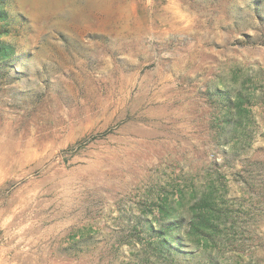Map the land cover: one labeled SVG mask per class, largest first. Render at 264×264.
Returning a JSON list of instances; mask_svg holds the SVG:
<instances>
[{
  "label": "rangeland",
  "instance_id": "374dc122",
  "mask_svg": "<svg viewBox=\"0 0 264 264\" xmlns=\"http://www.w3.org/2000/svg\"><path fill=\"white\" fill-rule=\"evenodd\" d=\"M0 8V264H264V0Z\"/></svg>",
  "mask_w": 264,
  "mask_h": 264
},
{
  "label": "trees",
  "instance_id": "16d2710c",
  "mask_svg": "<svg viewBox=\"0 0 264 264\" xmlns=\"http://www.w3.org/2000/svg\"><path fill=\"white\" fill-rule=\"evenodd\" d=\"M8 14L7 12L0 8V20H7ZM8 31V29H7ZM1 32V31H0ZM14 53V46L10 43H6L4 41H0V57L9 58Z\"/></svg>",
  "mask_w": 264,
  "mask_h": 264
}]
</instances>
